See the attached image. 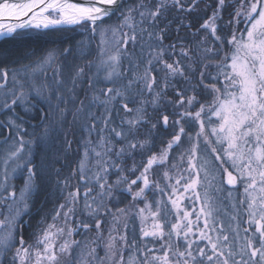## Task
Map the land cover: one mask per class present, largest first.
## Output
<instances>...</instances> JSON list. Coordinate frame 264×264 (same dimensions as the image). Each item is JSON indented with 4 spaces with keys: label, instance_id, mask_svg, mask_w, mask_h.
<instances>
[{
    "label": "snow or ice",
    "instance_id": "1",
    "mask_svg": "<svg viewBox=\"0 0 264 264\" xmlns=\"http://www.w3.org/2000/svg\"><path fill=\"white\" fill-rule=\"evenodd\" d=\"M201 2L211 10L197 30L206 35L194 56L181 48L180 56L189 63H169L165 55H173L176 44L164 45L167 28H158L159 18L170 6L191 12ZM227 2L234 6L227 21L232 30L222 37L217 30L226 0L214 4L192 0L187 8L181 0H156L152 7L145 0L137 7L127 6L125 0H0V37H14L23 29L81 25L96 42L97 58L87 80L83 66L66 69L51 51L32 63L17 61L19 67H0V114L5 117L0 127L15 133L4 141L8 150L0 157V264H264V0ZM114 16L118 22L109 23ZM4 18L16 22L5 25ZM209 36L219 42V50ZM225 44L229 51L223 50ZM86 46L80 43L81 56ZM196 64L199 71L193 68ZM177 77L187 82L184 88L176 87ZM84 83L87 103L80 98ZM169 88L175 100L166 101ZM204 94L210 96L207 103L198 99ZM162 102L171 104L179 119L173 120L171 140L157 153L151 135L138 138V133L139 126L150 122L147 107L155 110ZM117 105L132 114L121 120L126 129L113 126ZM32 113L39 123L31 125L29 132L25 117ZM160 120L165 127L169 125V115L162 113ZM181 120L198 124L194 135L185 132ZM70 126L86 133L73 173H79L83 192L79 186L65 191L69 179L61 178L56 167L71 148ZM156 126L151 123V128ZM182 136L190 147L170 162L171 150L181 145ZM200 144L205 149L198 156ZM136 153L147 154L139 165ZM125 157L133 159L128 168L122 167ZM211 157L219 163H212ZM185 160L187 167L181 170ZM154 167L158 179H152ZM112 174L116 178L110 183ZM18 176L23 185L17 189L10 181ZM43 183H55L65 203L57 206L35 245L26 244L23 217L29 214L32 198ZM223 183L232 189L239 183L243 189L242 197L230 204V213L217 203L219 197L210 195L218 193ZM94 187L98 189L95 193ZM154 191L167 199L149 202L146 194ZM117 192L144 202V207L136 209L141 239L162 242L163 254H154L159 249L147 244L137 247L135 238L128 240L130 210L117 207L114 213L106 203ZM232 194L229 190L228 197ZM81 198L84 211L95 222L81 220L73 227ZM241 213L246 225L243 236ZM101 214L112 218L106 237L101 231ZM221 214L228 216L227 225ZM91 228L95 237L88 239ZM81 232L84 239L73 238ZM238 240L243 242L237 245ZM101 244L103 257L97 253Z\"/></svg>",
    "mask_w": 264,
    "mask_h": 264
},
{
    "label": "trees",
    "instance_id": "2",
    "mask_svg": "<svg viewBox=\"0 0 264 264\" xmlns=\"http://www.w3.org/2000/svg\"><path fill=\"white\" fill-rule=\"evenodd\" d=\"M182 4H184L185 8H187L192 0H181ZM140 3V0H125V4L127 6L131 7H137ZM145 3L148 4L149 7H152L156 0H145ZM209 3H215V0H209ZM234 6L232 4H229L226 0V6L222 10V16L223 20L218 21L219 27H218V34L222 37H228L230 30H232V26L228 25L227 21L230 19V14L233 13ZM211 10L207 8V6L201 2L198 9L193 10L191 12L188 11H181L179 8L176 7H169L166 12H164L163 16L159 18L158 20V28L159 27H166L167 31L165 32V39H164V45L169 46L172 44H176V48L174 49L173 55H168L166 53L165 59L168 60L169 63L173 62V60H182L184 64L189 63L187 60H184L180 56V50L181 48H185L189 50V55L194 56L195 55V49L198 45V43L201 41L204 35L203 30H200L197 32V30L200 28V24L203 22V18H205L207 15H210ZM117 18L114 16L111 18L109 23L116 24ZM191 25V28L186 27L185 25ZM239 31H243V25L239 26ZM195 33V35H194ZM91 34L89 31H87L84 26H79L75 28H55L50 30H25L17 32L14 37L4 39L0 42V67H19V64L17 61H23L25 63H32L35 60L40 59L41 57L45 56L48 52H55L58 54V63L65 66L67 69L70 65H80L83 66L85 69V80L92 74L93 67L91 65H94L96 63V42L94 40H90ZM209 41H212V37H208ZM84 42L85 45H87L83 50V56H81V49H80V43ZM213 43H216L217 50H219V42L212 41ZM69 49L71 50V54L65 53V50ZM230 46L225 44L223 46L224 51H229ZM129 50H131V45H129ZM136 52H139V48L136 49ZM63 53V54H61ZM31 59H28V58ZM91 62V63H89ZM124 67L128 68V63L125 60ZM193 68L196 69V71H199V65H193ZM212 73L215 74V69H211ZM163 75V73H160L157 75V81H160V77ZM185 75H188L186 72ZM186 81L182 80L180 77L176 78V87L177 88H184L186 85ZM207 83V81H205ZM84 89V92H81L80 98L85 99V102L87 103V100L85 98V92L88 91L87 84L85 83V86L82 88ZM199 92L200 90L197 89ZM192 93L190 92L189 95ZM149 93H145V96H149ZM198 99L202 103H207L210 100V96L207 94L199 95ZM175 100V95L173 94V90L169 88L167 90V96L166 101H172ZM132 104H129V107H132ZM19 112L20 109H17ZM99 111H102L100 109ZM148 116L150 118V122L146 125L139 126V133L138 138H142L146 134L151 135L152 139V145L153 150L157 153L164 147H166V144L168 141L171 140V135L173 133V120L179 119L178 116H174V108L171 106V104L162 102L161 105L157 109H153L151 106L147 107ZM167 114L169 115V125L165 127L162 124V121L160 120L161 114ZM21 115H23V112H21ZM131 113L124 112L119 105H117L113 109V115H112V121L113 126H122L123 128H127V125H121L122 118L126 116H131ZM36 113H32L29 116L25 117V120L27 121L24 124V127L28 129L29 132L32 131L31 125H37L39 121L35 119ZM5 119V117L1 114L0 120ZM151 123H156V128H151ZM181 124L185 127V132L190 135H194L195 132L198 130V124L195 122H191L188 124H185L184 120H181ZM176 131H178V126H176ZM3 127H0V138L1 137H7L10 136L9 133L6 132ZM11 136L14 135L13 132H10ZM86 133H84L82 130H77L75 126H70L68 129V139L71 141V148L68 149L67 154L65 157H63L60 161V163L56 164V167L61 170L62 177H67L69 179V189L65 190H74L76 187H80L81 191L83 192V185L79 181V173L73 174L74 170L77 168L78 162L81 159L82 156V146H81V140L82 137H84ZM27 138V137H26ZM95 139V137H93ZM187 138L186 136L181 137V145L180 146H174L171 150V153L169 155V159H172L177 155V153L182 152L179 149L184 147V144L186 143ZM115 142V141H114ZM116 146L119 147L120 143L115 142ZM184 149V148H183ZM146 155L142 157L138 153L135 154V162L137 165H139L143 160L146 159ZM115 159V157H113ZM133 164V159L129 157L124 158V163L122 167L128 168ZM153 173V172H152ZM115 174H112L109 176V182L111 183L113 180H115ZM23 181L22 178L18 177L13 180V184L20 185ZM224 187V186H223ZM238 188L240 189L237 191V194L240 196L242 193V188H240V185H238ZM225 190H227L224 187ZM55 191H58V195L55 197ZM97 188H93V193L97 192ZM54 196V197H53ZM151 202L153 200H150ZM138 203V201H133L131 199L130 194L128 193H115L113 199L108 200L107 207L112 210V212H116L117 207L124 208L126 210H130L132 208V205L134 203ZM61 203H65L64 198L61 195V191L57 188L55 183H43L41 188L36 192V194L33 196L29 214H27L23 220L27 221L28 225H24L22 228V234L24 237V240L26 244H32L33 243V234H31V231H37L38 229H41L40 226H38L36 223L40 220L43 221V219L51 220V217L56 210L57 206ZM79 209H76V220L73 222V227L76 226V223L83 220L87 221L90 224H94V218L89 216L86 211L83 209V200L81 198V202L79 203ZM54 208V210H53ZM52 210V212H51ZM101 220V231H103L104 236H107V229L112 226L111 223V216L110 215H100ZM27 219V220H26ZM58 223V222H57ZM127 236L128 240L131 241L133 238H135L137 242V247H141V235L139 232V227L137 225L136 218L134 215L131 214L129 211V215L127 218ZM40 227V228H39ZM119 228V225H117ZM30 228V229H29ZM85 234L83 232L76 234V239L82 240L84 239ZM95 237V230L94 228H91L87 232V238L92 239ZM143 242V241H142ZM103 244H101L102 246ZM119 244L117 243V246ZM153 246H157V243L151 244ZM149 246V245H148ZM99 249H103V247L97 248V253L103 257L104 256V249L99 252ZM164 251V250H163ZM171 255V254H170ZM125 257H128V251H125Z\"/></svg>",
    "mask_w": 264,
    "mask_h": 264
},
{
    "label": "rangeland",
    "instance_id": "3",
    "mask_svg": "<svg viewBox=\"0 0 264 264\" xmlns=\"http://www.w3.org/2000/svg\"><path fill=\"white\" fill-rule=\"evenodd\" d=\"M79 26H81V25H78V26H76V27H79ZM72 28H75V27H72ZM28 30H35V29H28ZM23 31H25V30H23ZM41 31H44V30H41ZM20 32V31H19ZM93 70H94V68H93ZM85 86V83L84 84H82L80 87L81 88H83ZM1 115V114H0ZM199 127V126H198ZM75 128L79 131V130H81L80 128H79V126H75ZM7 133H9V135H11V133L7 130L6 131ZM11 132H13L14 133V130L13 131H11ZM14 135H15V133H14ZM13 135V136H14ZM9 136H7L6 138L4 137H1L0 138V157H2L6 152H7V150H8V145H6L5 143H4V141L8 138ZM93 137H95V133H93ZM190 147V142L187 140L186 141V143L184 144V149L183 148H180L179 150L180 151H183V152H185L188 148ZM205 149V145H203V144H200V146H199V148H198V150H197V155L199 156L200 155V152L201 151H203ZM182 152H179V153H177V155L175 156V157H173L172 159H169V161L170 162H176V160H178V158H179V156H180V154H181ZM211 162L212 163H219L218 161H215V159H214V157H211ZM225 166H227V165H225ZM187 167V160H185L184 162H183V165H182V167H181V170H183V168H186ZM231 170V169H230ZM152 179H158L159 178V173L158 172H156V169H155V167H154V169L152 170ZM187 172H185L184 173V175L185 176H187ZM19 177V176H18ZM17 177V178H18ZM11 183H13V180H11L10 181ZM21 182V184L20 185H15L16 187H17V189L18 188H20V187H22V185H23V181H20ZM238 185H239V183L236 185V188L235 189H232L231 188V186H229V185H227L226 183H223V184H220L219 186H220V188H221V190L218 192V193H210V195H212L214 198L215 197H219V200L217 201V203L220 205V207L222 208V209H224V211H226V212H228V213H230L231 212V208H230V204L232 203V202H235V201H238L241 197H242V193H243V189H242V193L240 194V196L237 194V189H239L238 188ZM160 186L161 187H164V181L163 180H161L160 181ZM227 189V190H225L224 189V187ZM229 190H231L232 191V196L231 197H228V191ZM240 190V189H239ZM56 192H58V191H55V197L58 195V193H56ZM147 200L149 201V202H151L150 200H155V199H159V200H166L167 199V197L166 196H161L160 194H159V192L158 191H154V192H148L147 194ZM53 196V197H54ZM138 201V203H134L133 205H132V208L130 209V212H131V214L132 215H134V217L136 218V221H137V225H138V227H139V232H140V235H142L141 234V231H140V228H141V222H140V219L136 216V209L138 208V207H140V208H142V207H144L145 205H144V202L143 201H140V200H137ZM185 204H188V201H185ZM79 204L77 205V208L79 209ZM53 210H54V208H53ZM51 212H52V210H51ZM55 212V211H54ZM194 216H195V213H194ZM194 216H193V218H194ZM25 217V216H24ZM23 217V218H24ZM172 219V217H169V220H171ZM220 219L224 222V224L225 225H227L228 223H229V220H228V216L227 215H224V214H221V216H220ZM27 220V219H26ZM239 220H240V222H241V225H242V227H241V236H243L244 235V233H243V227L244 226H246V225H244L243 224V221H244V213H241V215L239 216ZM52 222V220H49V219H43V221L42 220H40V222L38 221L36 224L38 225V226H40L41 227V229H38L37 231H31V234H33V245H35V243H36V239H37V237L40 235V232H41V230L48 224V223H51ZM58 223H59V221H57ZM29 223V222H28ZM27 223V221H26V225L28 226H30V224H28ZM147 223V222H146ZM39 227V228H40ZM30 229V228H29ZM166 230H167V225H166ZM74 239H76V235L73 237ZM192 239H195V237H192ZM230 239H231V235H230ZM76 240H78V239H76ZM143 241V242H142ZM243 241L242 240H238L237 241V245L239 244V243H242ZM153 243H157V246H153V245H151V244H153ZM161 243L162 242H160V241H153V240H151V238H145V239H141V247L143 246V245H145V244H147V245H149L150 247H153V249L154 250H156V249H159V251H155V253L154 254H157V255H160V254H163V249L162 248H160V245H161ZM201 244H203L204 242H200ZM119 244V243H118ZM119 246V245H118ZM101 247H103V245L101 246ZM195 245H193V250L195 251ZM103 249H99V252L100 251H102ZM207 250V249H206ZM104 251V250H103ZM125 259H127V257H125ZM65 264H66V262H65Z\"/></svg>",
    "mask_w": 264,
    "mask_h": 264
},
{
    "label": "water",
    "instance_id": "4",
    "mask_svg": "<svg viewBox=\"0 0 264 264\" xmlns=\"http://www.w3.org/2000/svg\"><path fill=\"white\" fill-rule=\"evenodd\" d=\"M23 19H26V17L25 18H23ZM5 25H7L8 23H14V22H16L15 21V19L14 18H4L3 19V21H2ZM76 26H78V25H75V26H59V27H55V28H72V27H76ZM55 28H49V29H35V28H31V29H35V30H50V29H55ZM23 30H28V29H23ZM23 30H18L17 32H19V31H23ZM4 39H7V38H5V37H0V42L2 41V40H4Z\"/></svg>",
    "mask_w": 264,
    "mask_h": 264
}]
</instances>
